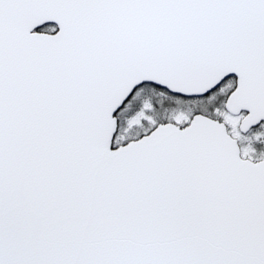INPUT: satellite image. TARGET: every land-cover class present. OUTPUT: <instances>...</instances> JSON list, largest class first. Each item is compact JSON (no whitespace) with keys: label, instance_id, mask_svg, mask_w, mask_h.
Returning <instances> with one entry per match:
<instances>
[{"label":"snow or ice","instance_id":"6c2138e0","mask_svg":"<svg viewBox=\"0 0 264 264\" xmlns=\"http://www.w3.org/2000/svg\"><path fill=\"white\" fill-rule=\"evenodd\" d=\"M0 264H264V0H0Z\"/></svg>","mask_w":264,"mask_h":264}]
</instances>
